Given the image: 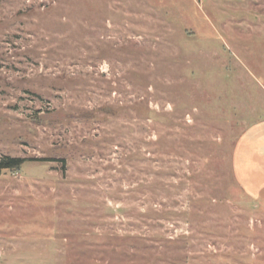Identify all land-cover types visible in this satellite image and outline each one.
<instances>
[{"label": "rangeland", "instance_id": "obj_1", "mask_svg": "<svg viewBox=\"0 0 264 264\" xmlns=\"http://www.w3.org/2000/svg\"><path fill=\"white\" fill-rule=\"evenodd\" d=\"M6 156L0 264H264V0H0Z\"/></svg>", "mask_w": 264, "mask_h": 264}, {"label": "trees", "instance_id": "obj_2", "mask_svg": "<svg viewBox=\"0 0 264 264\" xmlns=\"http://www.w3.org/2000/svg\"><path fill=\"white\" fill-rule=\"evenodd\" d=\"M27 159L25 158H14V157H4L0 160V170L1 169H17L19 168Z\"/></svg>", "mask_w": 264, "mask_h": 264}, {"label": "crops", "instance_id": "obj_3", "mask_svg": "<svg viewBox=\"0 0 264 264\" xmlns=\"http://www.w3.org/2000/svg\"><path fill=\"white\" fill-rule=\"evenodd\" d=\"M237 172H238L237 174L240 175V172H239V171H237ZM241 177H242V176H241Z\"/></svg>", "mask_w": 264, "mask_h": 264}]
</instances>
